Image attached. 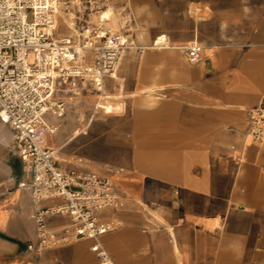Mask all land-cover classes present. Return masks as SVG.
Listing matches in <instances>:
<instances>
[{"label": "crops", "instance_id": "crops-1", "mask_svg": "<svg viewBox=\"0 0 264 264\" xmlns=\"http://www.w3.org/2000/svg\"><path fill=\"white\" fill-rule=\"evenodd\" d=\"M123 2L133 47L102 95L79 81L66 116L48 115L59 131L41 144L59 150L64 170L113 179L124 207L98 216L121 223L99 239L114 264H264V138L251 135V112L264 110V0ZM95 26L79 22L68 37ZM13 137L0 120V264H99L91 239L28 251L38 241L35 203L19 187L28 177ZM47 221L59 235L78 226L62 214Z\"/></svg>", "mask_w": 264, "mask_h": 264}, {"label": "built area", "instance_id": "built-area-1", "mask_svg": "<svg viewBox=\"0 0 264 264\" xmlns=\"http://www.w3.org/2000/svg\"><path fill=\"white\" fill-rule=\"evenodd\" d=\"M60 0H0V120L14 131V147L19 153L30 188L37 223L38 241L28 251L42 253L79 240H95L93 252L99 264H114L101 248V236L115 231L121 223L115 219L101 222L99 214L109 209H122L124 203L114 190L113 179L95 172L64 170L59 167V150L41 144L43 135H56L59 126L48 121V115L64 118L68 103L76 96L79 81L92 83L102 94L105 78L116 72L121 55L133 44L106 27L102 17L95 27L72 37L57 39ZM159 45L165 41H159ZM88 52L93 60L86 62ZM191 61H199L201 49H186ZM69 85L72 95L60 93ZM251 135L264 138V110L251 112ZM79 162H82L79 159ZM124 170L117 171L118 174ZM60 198L59 207L40 209L39 204ZM70 216L78 226L63 235L52 231L48 217Z\"/></svg>", "mask_w": 264, "mask_h": 264}, {"label": "rangeland", "instance_id": "rangeland-1", "mask_svg": "<svg viewBox=\"0 0 264 264\" xmlns=\"http://www.w3.org/2000/svg\"><path fill=\"white\" fill-rule=\"evenodd\" d=\"M61 6L58 18V33L57 38L61 39L72 34V29L80 24L82 26L98 25L101 21V16L109 13V21L106 22V27L113 32L123 35V17L127 13L122 9L125 6L123 0H60ZM118 11L119 16L115 18L114 13ZM120 9V11L118 10ZM89 53V52H88ZM87 55V61L91 60V56ZM99 95H102L99 93ZM101 108L108 111L112 110V106L101 105Z\"/></svg>", "mask_w": 264, "mask_h": 264}, {"label": "bare ground", "instance_id": "bare-ground-1", "mask_svg": "<svg viewBox=\"0 0 264 264\" xmlns=\"http://www.w3.org/2000/svg\"><path fill=\"white\" fill-rule=\"evenodd\" d=\"M104 17H105V18H109V17H110L109 13H105V14H104ZM101 105H102V104H99V107H101ZM106 112H107V110H106Z\"/></svg>", "mask_w": 264, "mask_h": 264}]
</instances>
